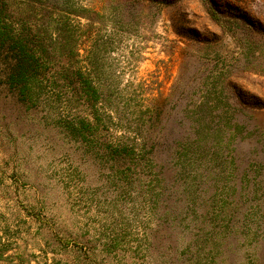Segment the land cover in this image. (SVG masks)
Segmentation results:
<instances>
[{
    "label": "rangeland",
    "instance_id": "374dc122",
    "mask_svg": "<svg viewBox=\"0 0 264 264\" xmlns=\"http://www.w3.org/2000/svg\"><path fill=\"white\" fill-rule=\"evenodd\" d=\"M0 179L68 264H264V0H0Z\"/></svg>",
    "mask_w": 264,
    "mask_h": 264
},
{
    "label": "trees",
    "instance_id": "16d2710c",
    "mask_svg": "<svg viewBox=\"0 0 264 264\" xmlns=\"http://www.w3.org/2000/svg\"><path fill=\"white\" fill-rule=\"evenodd\" d=\"M211 17L219 22L215 13L211 12ZM38 67L37 58L26 47L18 49L13 53L12 82H22L28 88L26 78ZM20 199L16 191H0V203H13L0 206V264H68L69 241L57 237L52 225L42 221L38 214L24 209ZM87 258L95 261L94 257Z\"/></svg>",
    "mask_w": 264,
    "mask_h": 264
}]
</instances>
